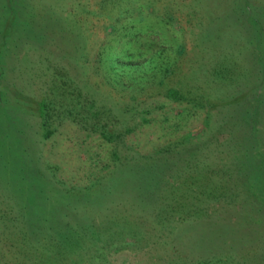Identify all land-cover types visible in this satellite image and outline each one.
<instances>
[{
    "label": "rangeland",
    "instance_id": "rangeland-1",
    "mask_svg": "<svg viewBox=\"0 0 264 264\" xmlns=\"http://www.w3.org/2000/svg\"><path fill=\"white\" fill-rule=\"evenodd\" d=\"M0 114L49 226L85 230L86 205L123 221L79 264H264V0H0ZM9 215L0 264L25 260L1 239L37 216Z\"/></svg>",
    "mask_w": 264,
    "mask_h": 264
},
{
    "label": "trees",
    "instance_id": "trees-1",
    "mask_svg": "<svg viewBox=\"0 0 264 264\" xmlns=\"http://www.w3.org/2000/svg\"><path fill=\"white\" fill-rule=\"evenodd\" d=\"M128 65V64H127ZM50 90L52 91V86L50 87ZM167 95L171 98H175L178 95L177 89L170 87L166 90ZM48 102L46 103L45 100H41L40 104H41V117H42V124L46 125L47 124V120L49 119V117H51V115L53 114V109L52 106L49 105V103H52V100L50 98H48L47 100ZM9 117V121L10 123L13 122L12 120V116L11 115H7ZM4 118V119H2ZM6 116L4 114H0V186H4V187H0L1 189H5L8 192L11 191L12 194L14 193V200L16 198V202L11 200L12 195H10V193H6L8 195H10L9 199L7 200L6 203L10 204L7 205V208H4V211L1 213L0 212V216L2 217V220L0 221L2 224L0 225H6L5 224V218L9 215V211H11L12 213H14V218H23L22 216H25L27 218V216H29L33 211L34 213L37 215L35 216V222H26L21 224L20 228H16L15 230L13 229V240H9L7 241V239L5 238L4 240L1 239V247L2 250L3 248L5 250H11L12 247L13 248H19L20 252H22V255L25 257V260L23 261H19V260H15V264H79L78 260L72 258V256L75 254H80L79 249H86L85 253H87L88 251V247H90L91 245H94V243H96L97 240H101V236L102 238H106V236L109 233H113L116 230H114L113 228H111V225L109 224V222H113L115 224V226L119 223H123V221H114V219H112L114 216L116 215H110V211H107L105 213L102 214V216H104V219H102V221H94L91 220V217L94 214V211L92 208H87L85 206V209L82 211L81 215H80V219H82L84 221V225L82 226V228H84L85 230H82L81 228L78 229H71L70 227L66 226L65 224H56L55 226H49L47 221L45 220V218L41 219L40 216H42V214L40 215V213H42V211H44L45 207H47V204L44 203L45 205L42 206L40 204V206L37 208V205H32L31 201L30 203H28V201L26 199H30L31 197V193L28 196L27 193V189L29 188V179H28V173H26V161L25 163H21L20 165H18L17 159H15V156H12V153L10 152V145L8 144L7 138H8V132L6 131V125H8L6 123L5 119ZM12 121H11V120ZM6 124V125H5ZM13 124V123H12ZM97 123L91 122L90 124H87V126L89 128L92 129V125H96ZM101 125V124H100ZM100 126H98L99 128ZM103 127V125H102ZM5 129V130H4ZM50 129L46 127L44 134L46 135L47 133H49ZM100 133H102L103 137L106 139H110L113 137V133L110 132H106L103 128L100 129ZM188 141V139H187ZM186 141V142H187ZM185 143V142H184ZM181 147H186V146H181ZM199 146H197L198 148ZM12 151V150H11ZM19 156V155H18ZM3 159V161H2ZM155 160V162L150 163L149 169L146 168L145 173L148 170L153 171L155 174L160 175L159 173L160 171V167L163 165V163H165L167 158H162L161 156H156L155 158H153ZM225 164V163H224ZM227 166V165H225ZM229 166V165H228ZM227 166V168H228ZM236 168V167H235ZM230 167L228 168L227 171H231ZM144 173V175H145ZM263 175H259L258 178H256V181H254V183L252 185H254L253 189H251V194L253 195V197H258L256 196V194H260V193H264V172ZM230 174V173H229ZM231 175V174H230ZM161 176L157 177V180H160L165 183L166 179L160 178ZM37 179L40 180V177H37ZM116 180V179H114ZM35 181V180H34ZM108 182H110V180H108ZM107 181H102L100 180L99 185L102 186V188L104 189V195L105 197L107 196V194L112 191V185L119 183V182H115L112 181L111 183H108ZM137 185V186H136ZM157 186H160V183L156 184ZM133 190L131 191L130 197L133 198V202L137 203V201H139V199L143 198V193H146V195L148 196V187L144 186L141 183L135 184L132 186ZM115 189H117V187H114ZM38 189L40 191H42L40 189V187H38ZM142 189H145V191L142 193ZM153 189V188H152ZM25 191V193H24ZM29 191V190H28ZM200 190H198L197 192H199ZM117 192V191H116ZM156 192V191H155ZM157 193V192H156ZM208 193H212L211 191ZM1 194V192H0ZM101 195V194H100ZM80 198V197H78ZM27 201V202H26ZM264 201V198L262 199V202ZM12 204V205H11ZM14 206V207H13ZM14 208H16L14 210ZM43 208V210H42ZM14 210V211H13ZM38 211V212H37ZM84 212V213H83ZM93 213V214H92ZM39 214V215H38ZM128 214V213H127ZM134 214V213H133ZM126 215V214H125ZM11 217V216H10ZM9 217V218H10ZM25 218V219H26ZM115 218V217H114ZM24 219V220H25ZM119 219V217H118ZM45 221V222H44ZM128 221V220H126ZM126 223V222H124ZM72 224V223H70ZM74 224V223H73ZM25 225V227H23ZM16 226V224H15ZM81 226V225H80ZM1 227V226H0ZM17 227V226H16ZM2 230L4 228H1ZM1 230V231H2ZM19 233L17 236L14 233ZM83 232V233H82ZM82 233V234H80ZM65 235L63 241L61 240V236ZM86 234H88V236H86ZM59 238V240H58ZM105 238L103 239L104 241L100 244L101 247H104V245L106 246L108 243L106 242ZM30 241V245H32L34 248L36 249V247H38L40 250L39 253L40 255L38 256V258L34 257V256H30V254H32V251L30 249H28V247L26 246V244ZM99 246V248H100ZM98 247V246H97ZM94 249H92L91 255H93V251H96V247H93ZM98 250V249H97ZM13 251V250H12ZM30 251V252H29ZM42 251V252H40ZM100 251V250H99ZM45 253V254H44ZM20 256V254H19ZM22 257V256H20ZM22 259V258H21ZM20 259V260H21ZM30 260L31 262L28 263L27 260ZM19 262V263H18ZM93 264V263H91Z\"/></svg>",
    "mask_w": 264,
    "mask_h": 264
}]
</instances>
